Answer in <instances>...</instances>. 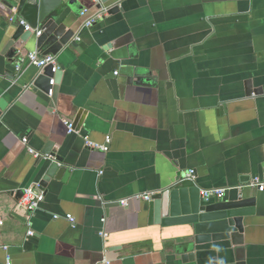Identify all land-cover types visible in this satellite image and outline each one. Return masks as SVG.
I'll list each match as a JSON object with an SVG mask.
<instances>
[{
  "label": "crops",
  "instance_id": "0c3cea01",
  "mask_svg": "<svg viewBox=\"0 0 264 264\" xmlns=\"http://www.w3.org/2000/svg\"><path fill=\"white\" fill-rule=\"evenodd\" d=\"M77 1L79 13L56 21L58 40L38 49L32 33L16 51L5 49L0 0V264H212L225 242L186 251L184 226L149 224L148 201L136 198L189 171L199 194L188 204L212 189L254 199L244 245L250 264H264V192L243 187L264 175V0H112L90 27L97 4ZM35 50L63 67L55 98L33 86ZM138 70L149 74L135 84ZM106 138L107 151L86 144ZM48 144L62 162L41 186ZM29 187L44 193L32 215L18 205Z\"/></svg>",
  "mask_w": 264,
  "mask_h": 264
},
{
  "label": "water",
  "instance_id": "95a60500",
  "mask_svg": "<svg viewBox=\"0 0 264 264\" xmlns=\"http://www.w3.org/2000/svg\"><path fill=\"white\" fill-rule=\"evenodd\" d=\"M9 7V40L5 46L20 51L31 36L32 32L26 31L23 21L31 29L42 30L36 38V46L42 49L45 45L58 40L63 32L57 26V19L66 10L80 12L82 5L77 0H5ZM112 0H101L96 6L100 9ZM111 7L108 12L114 11ZM131 41L130 36H126L112 46H123ZM74 48H83L76 43L71 44ZM63 67L55 73L52 66H47L38 73L33 81V86L44 91L46 94L53 89L52 97L55 98L56 87L62 74ZM148 71L138 70L135 72L137 83L145 82ZM54 78V79H53ZM53 79V84L50 81ZM131 79V78H130ZM129 79V80H130ZM133 79H131V83ZM53 86V87H52ZM246 96H251L250 83H247ZM257 91L256 93H258ZM73 129L79 130V125H73ZM86 134V131H81ZM48 144L43 154H50L53 160L49 161L43 178L40 182L44 186L57 171V166L62 162L60 157L55 156L54 151H50ZM52 152V153H50ZM23 194V192H22ZM198 188L191 179L182 177L172 189L155 192L148 201V223L162 226L182 225L184 233L185 250L192 251L199 246L225 242L227 247H220L219 254L212 259V264H250L246 256L244 245V225L243 218L253 213L254 199L238 197L231 201H223L214 198L213 202L200 199L188 204L187 196L195 197ZM201 198V197H200Z\"/></svg>",
  "mask_w": 264,
  "mask_h": 264
},
{
  "label": "built area",
  "instance_id": "2783aa9c",
  "mask_svg": "<svg viewBox=\"0 0 264 264\" xmlns=\"http://www.w3.org/2000/svg\"><path fill=\"white\" fill-rule=\"evenodd\" d=\"M93 1L96 4H98L100 2V0H93ZM110 8L111 7H101L100 9H98L95 16L87 19L84 22V27H90L95 22L96 19L101 17V15H103V13H106ZM84 14H85V11H82L80 13L81 16H83ZM20 24L24 25L26 31H30V32L34 33L37 37H39L42 33L41 30L31 29L23 21H21ZM26 60L28 61L30 66H33L39 70H42L43 68H45L47 66H52V72L55 73L59 68V66L57 64L56 57L54 55L44 54L39 50H35V51L28 53L26 56ZM15 70H16V72L20 71V65L19 64H16ZM114 74L117 75L116 72ZM50 85H53V80L50 81ZM52 94H53V89H50L48 91L47 95L49 97H51ZM66 125L68 128V131L71 132V125L68 123H66ZM109 142H110V139L106 138L104 145H97V144L91 143L89 141H86V144L89 148L98 149L101 151H107ZM21 143H22V145H24L26 147V149L30 155H32L35 158L41 157L40 153L35 152L34 150L30 149L27 146V140L25 138L21 139ZM46 158L53 160V158H51V157H46ZM184 177L186 179L193 180L194 171H189ZM243 187L253 188V189H256L258 192H264V175H261V176L260 175H254V176L250 177L249 181L245 185H243ZM224 193H225V189H212V190L200 192L201 199H203L204 201H208L212 197L221 198V197H223ZM153 194L154 193L137 195L136 198H142L145 201H149ZM43 200H44V193L43 192H41V191L39 192L38 190H35L33 187H29V188L23 190V194L19 200L18 205L24 207L26 209V211L30 215H32L39 208V206L43 202ZM118 204L125 206L126 201L125 200L118 201ZM53 218L57 219L58 217L54 216ZM66 219L68 221H70V223H74V219L70 215L66 216ZM101 222H104V219H102ZM32 235H33V231H31L29 229L27 232V236H32ZM100 235L103 238H106V234L103 231L100 232ZM6 262H7V264H10L9 258H7Z\"/></svg>",
  "mask_w": 264,
  "mask_h": 264
}]
</instances>
